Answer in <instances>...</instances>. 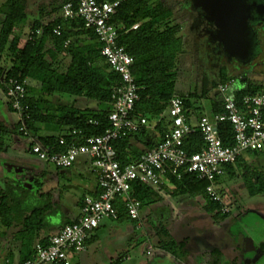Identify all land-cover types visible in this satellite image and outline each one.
<instances>
[{
    "label": "trees",
    "instance_id": "obj_1",
    "mask_svg": "<svg viewBox=\"0 0 264 264\" xmlns=\"http://www.w3.org/2000/svg\"><path fill=\"white\" fill-rule=\"evenodd\" d=\"M65 1L58 0L60 10ZM0 12L3 14L0 24V57L5 53V57L10 61V65L5 69L0 65V76L5 80L12 77L22 83L26 78H32L40 84L37 96L28 94L24 101L29 105L28 117H24L23 114L25 129L33 134L36 140L51 145L55 151L64 148L58 143V139L63 137L69 141L68 132L73 128L80 130L81 137L101 134L108 127L109 110L105 109L104 105L110 104L111 91L119 84L120 77L104 63L98 42L77 44L80 41L78 35H88L93 39L96 38L94 32L85 28L80 18L64 19L59 16L46 24L35 21L25 43L19 47L18 36L13 34V30L18 23L26 19L25 0H6L1 4ZM110 22L117 27V42L124 46L133 58L131 72L139 87L138 100L134 106L135 113L145 115L151 123L155 117L165 113L168 100L172 95L177 94L174 91V83L177 75V54L181 47V39L177 36L179 25L172 22L171 10L161 0H122L111 16ZM57 25L61 30L59 35L53 32V28ZM37 30H40V33L37 34ZM67 40L68 43L64 44ZM48 41H51V45L47 47ZM61 52L69 56V62L63 71L53 66V62ZM226 80L224 73H221L219 82ZM2 88L4 89L3 85ZM257 92H259L258 86L248 85L234 90L233 95L240 102L243 95ZM58 95L83 96L95 100L97 106L96 108L77 107L74 101L56 100ZM178 95L184 97L185 115L191 117L190 97L194 94ZM10 109L12 110L11 107ZM221 111L222 105L214 104L211 113ZM92 119L96 120L95 124L89 122ZM20 125L22 121L19 118L12 128L17 129ZM167 125L168 119L164 115L162 120L154 125L158 140L154 139V134L148 127H144L131 137L115 141L114 147L117 150L118 160L125 164L138 159L143 151L153 147L163 137V131ZM49 126H57L59 130L57 135L37 133L41 128ZM7 128L0 121V139L8 131ZM219 129L223 143L225 145L232 143V131L228 123L222 122ZM203 144L201 131L197 127H194L182 141L183 148L189 153L200 150ZM2 146L0 141V149ZM224 168L227 178H234L235 170L241 169L243 179L264 185V176L257 173L253 181L252 170L241 157L232 164H226ZM164 179L173 185L169 191L170 195L201 196L204 199V210L214 219L222 218L230 213V211L223 212L222 205L209 198L206 192L208 184L206 180L185 171L184 168H169ZM39 184L40 182L36 180L35 185L39 186ZM5 192L7 190H0V218L6 219L7 222L12 218L21 220L24 229L22 231L25 233L21 236V250H24L30 243L33 229L34 233H37L38 230L53 225L51 220H55L56 211L60 208V200L53 199L50 192L38 193L37 199L34 197L28 199L24 196L25 208H20L19 203L8 206ZM28 192L30 193L27 191L26 194ZM256 192L249 188L250 194ZM258 192H264V188ZM96 194L97 192L93 195ZM127 197L140 202V206L145 200L154 203L162 199L158 190L138 182L132 184ZM82 198L83 196L79 197L77 201L80 207ZM126 200L127 198L122 195H117L113 199V205L117 210V220L130 218L125 208ZM231 200V205L240 214L242 206L235 198ZM19 211L21 212L16 215ZM72 221L66 220L60 228ZM47 239L40 238L38 242L46 244ZM182 243L183 241H180L178 245L181 246ZM31 255L24 256L22 261Z\"/></svg>",
    "mask_w": 264,
    "mask_h": 264
},
{
    "label": "built area",
    "instance_id": "obj_2",
    "mask_svg": "<svg viewBox=\"0 0 264 264\" xmlns=\"http://www.w3.org/2000/svg\"><path fill=\"white\" fill-rule=\"evenodd\" d=\"M121 1L66 0L61 6L62 18H80L84 27L94 32L104 63L119 75L120 82L111 91L108 127L101 134L81 137L80 130L73 128L68 132L69 141L63 137L58 139L64 146L60 151L31 139L29 151L57 169H68L78 158H85L96 178L98 192L84 195L79 215L50 235L46 244L36 242L32 255L19 264H74L71 255L84 250L88 234L98 226L99 220L117 218L113 205L115 196L127 198L125 208L129 217L138 219L140 202L127 197L132 184L138 182L160 190L167 182L164 176L171 167L184 168L206 180L209 198L219 202L223 212H229L230 202L227 203L225 194L218 191L224 166L234 163L247 151L264 150V90L245 94L238 102L233 95L235 89L232 90L236 83L230 77L217 85V92L222 96L221 112L200 114L193 124L185 115L184 97L174 94L168 100L169 118L163 137L143 151L138 159L125 164L118 160L114 142L149 126L147 117L134 110L139 87L131 72L133 58L117 42V27L110 22ZM53 32L59 35L60 26H55ZM67 43L68 40L64 44ZM1 78L4 96L22 121L21 131L27 133L23 122V114L28 117L29 111V105L24 102L28 96L27 88L15 78ZM163 115L155 117L153 125L160 122ZM89 122L95 124L96 120ZM222 122H227L232 131V143L228 145L219 134ZM194 127L201 131L204 144L200 150L189 153L183 148L182 141ZM0 264L12 263L8 258L0 257Z\"/></svg>",
    "mask_w": 264,
    "mask_h": 264
},
{
    "label": "rangeland",
    "instance_id": "obj_3",
    "mask_svg": "<svg viewBox=\"0 0 264 264\" xmlns=\"http://www.w3.org/2000/svg\"><path fill=\"white\" fill-rule=\"evenodd\" d=\"M2 1L0 0V6ZM2 18L3 14L0 12V24ZM172 22L179 25L177 36L181 39V47L176 61L177 75L174 91L181 95L194 94L190 97L191 108L189 110L192 114L190 120L194 124L200 116V112H210L212 99L222 96L217 92L218 82H208L205 74L199 73L195 65L187 62L186 56L190 53L191 48L183 35L182 28L185 23L174 19ZM60 63L61 65L53 64V66L64 70L68 63V57L63 55ZM0 65L4 69L10 65L9 58L5 57V53L0 57ZM1 79L0 76V81ZM247 80L250 83L259 80L264 81V78L253 73L249 75ZM32 84L36 88L39 86L37 82L32 81ZM260 90H262L261 87H259ZM62 96L65 100L69 99V95ZM72 98L76 99L74 104L77 107L96 108V101L93 99L83 96H73ZM0 101L3 103L0 108V121L5 128L8 127V131L0 139L4 147V151L0 155V190H7L5 195L8 206L19 203L20 208H25L23 200L30 199L31 193L37 197V193L40 191H48L53 187V189L57 187V189L64 191L71 186L70 188H73L69 189L71 196H78L81 191L79 184L82 183V180L87 181L85 176L88 174V167L73 164L68 169H57L39 159L29 150L24 149L23 145L28 144V139L25 135L19 134L16 128H12L13 124L19 120L18 114L10 109L1 83ZM164 116L166 119L169 118L168 110L165 111ZM152 124L153 122L149 123V130H155L152 128ZM45 132L56 134L59 130L57 126H49L48 131L40 129L37 133L43 135ZM16 136L21 145H15L14 137ZM260 153L261 162L256 167L260 168L261 171L256 170L254 172L264 176V150ZM247 154L249 152L243 153L245 157ZM14 165L23 167V170L15 169L12 167ZM235 172L240 175L234 178H223L224 184L220 185L218 191L222 194L224 191L230 193L231 197H234L237 203L242 206L243 214L238 215L235 208L230 205L231 213L222 218L214 219L210 213L204 210V199L201 196L170 195L169 192L163 190L159 193L162 197L160 201L152 203L145 200L141 203L139 218L136 221L129 218L122 220L101 218L98 226L89 232L85 249L72 254L71 257L78 264H151L154 261L153 264H163L167 262L164 260L157 261L158 256L170 254L176 258H172L173 261L171 262H174L172 264H205L216 258L220 260L218 264H234V262L242 264L244 259L242 258L243 247L241 244L246 240V236L250 235L246 226L248 223L256 225L259 221L258 217L264 219V192H258L264 188V185L243 179L241 169H236ZM34 178L41 181L39 186L33 185ZM253 181L255 180L253 179ZM250 187L257 192L250 194ZM10 188L12 189L10 190ZM27 191L30 193L26 194ZM231 197L226 198L227 203L230 202ZM68 202L71 205L70 201ZM160 207L164 213H167L166 217L162 218L157 215ZM70 209L67 221L73 214L78 213L75 206L71 205ZM243 230L245 232H242ZM0 235L2 236V233ZM254 237L257 238L253 235ZM172 241L174 242L171 243ZM180 241H183L181 246L178 245ZM195 241L203 243L202 253L205 252L204 255L198 252L196 245L193 244ZM236 241L239 243L240 250L233 248ZM210 246L216 248L212 253L213 248ZM147 251L149 252L147 253ZM258 264H264V257Z\"/></svg>",
    "mask_w": 264,
    "mask_h": 264
},
{
    "label": "flooded vegetation",
    "instance_id": "obj_4",
    "mask_svg": "<svg viewBox=\"0 0 264 264\" xmlns=\"http://www.w3.org/2000/svg\"><path fill=\"white\" fill-rule=\"evenodd\" d=\"M162 2L170 8L172 19L185 23L183 35L191 48L187 62L208 82H219L221 73L227 72L240 84L264 67V0ZM245 239L242 264H258L264 257V240L250 235ZM237 247L233 248L240 250L239 243Z\"/></svg>",
    "mask_w": 264,
    "mask_h": 264
},
{
    "label": "crops",
    "instance_id": "obj_5",
    "mask_svg": "<svg viewBox=\"0 0 264 264\" xmlns=\"http://www.w3.org/2000/svg\"><path fill=\"white\" fill-rule=\"evenodd\" d=\"M5 1L6 0H3L1 4H3ZM58 5H59L58 0H25L26 19L23 22L18 23L16 25V27L14 28V30H13V34L18 36V46L19 47H21L25 43V41L27 39V35L30 32V30H31V26H32V24L35 21H40V23L46 24V23L51 22V21H53L54 19H56V18H58L60 16L61 10H60V7H58ZM78 38H79L80 41H78L77 44H90V43H95L96 42L95 38L92 39L88 35H84V34L78 35ZM46 45H47V47L50 46L51 45V41H48L46 43ZM63 55L68 57V62H69V56H67L65 54V52H61V54L58 55V58L53 62V64L61 65L60 62H61V59L63 58ZM58 70H60V69H58ZM60 71H63V70H60ZM225 74H226V78L227 79L232 77V76H230L227 73H225ZM255 75H258V76H261L262 78H264V67L260 68L255 73ZM32 81L33 82H37L39 84L38 81H36V80H34L32 78H26L24 80V84L28 88L29 96H31V95L32 96H37L40 86H38L36 88L35 85L32 84ZM247 81H244V82H242L240 84H235V86L232 87V90H234V89L236 90V89L241 88V87H247L248 85L252 86V87L258 86V87H261L262 90H264V81L259 80V81H254V82H250V83L247 82ZM72 97L73 96H69V99L65 100L64 96H62V95L59 96L58 95L56 100L60 99L63 102H71V101L75 102L76 99L72 98ZM214 104L220 105L221 104V98L214 97L212 99V101H211V110H210V112H208V113L200 112V114H203V113L210 114L212 112V107L214 106ZM96 106H97V103H96ZM18 119H19V116H18ZM151 126H152V128L154 127L153 124ZM41 129L44 130V131H48L49 127H45V128H41ZM17 130H18L19 134H23V135H25L27 137L28 144L26 143L25 145H23V147H24V149L29 150L31 139L35 138V136L33 134H31L30 132H28V131H27V133H24L23 131L20 132L21 125L19 126V128H17ZM150 132H152L154 134L153 135L154 139L158 140V137H157V135L155 133V130H150ZM47 134H53V133H46L45 132V134H43V135H47ZM56 135H57V133H56ZM14 138H15L14 139L15 145H17V146L21 145V142L19 141L18 137L16 136ZM3 148L4 147L2 146L1 149H0V155H2V152L4 151ZM261 151L262 150H258V151H255V152L254 151H247V152H249V154H247L246 157L244 155L241 156L243 161L246 162L247 165L252 170L253 177H251V178L254 179V180H255V175H256V173L254 171H256V170H258L259 172L261 171L260 168L256 167V165L261 162V160L259 158V156L261 154L260 153ZM73 164L79 165V166H87L88 167V170H87L88 174L85 176L87 181L84 182L82 180V183L79 184V186L81 188V191L78 193V196H73V197L71 196V194H70L71 190H69V189H73V188H70L71 186L70 187L68 186L69 188L64 189V191H62L60 189H57V187H55L56 189H53L54 187L50 188V190H48V191H46V190L40 191V193L50 192L52 194V198L53 199L54 198H58L60 200V208H59V210L56 211L57 213H56V216H55V220H51V221H53V225H51L49 227H46V228H44L42 230H38L37 233H34V229H33V232H32V235H31L32 237H31L30 243H29L27 248L25 247L24 250H21V246H22L21 236L23 234H25L24 231H22L24 229H23L21 220L12 218L11 221L7 222L6 219L2 220V218H0V233H2V236L0 235V257L8 258L9 261L12 264H19L22 261V258L24 256H26V255L29 256L30 254L33 253L34 244L36 242H38L40 238H44V237L48 238L50 235L55 233L60 228V226L68 219V213H70L69 211L71 210L70 209L71 205L75 206L77 208L78 213L73 214L70 217L69 221L74 220L79 215V213H80V204L77 203L79 197L84 196L86 194L93 195L94 193L98 192L96 178L90 172L88 161L85 158H78ZM12 167H14L15 169L17 168V170L20 169V171L23 170V167H21V166L14 165ZM237 175H240V174L236 173L235 176H237ZM258 175H260V174H258ZM225 177L227 178L226 173H224L220 177V182H221L222 185L224 184V179L223 178H225ZM36 180H38V179L37 178L33 179L32 183H33L34 186H35V181ZM39 182H41V181H39ZM1 184L3 185L2 181H1ZM172 188H173V185L171 186L170 183L166 182L164 184V186L160 190H158V192L160 193L163 190H166L167 192H169ZM224 194H225L226 198L231 197V194L228 193L227 191H224ZM33 195L34 194L31 193V196L34 197L35 199L39 198V197H36L35 195L34 196ZM231 198L233 199L234 197H231ZM68 201H70L71 205H69ZM231 201L232 200L230 199V202ZM157 209H158V207H157ZM231 211H232V209H231ZM231 211H230V213H231ZM20 212L21 211H19L16 215H18ZM162 212H163V209H161V207H160L157 215H160L162 218L166 217L167 213H164V212L162 213ZM241 214H243V208H242V212L240 214H238V215H241ZM258 220L259 221L257 222L256 225H253L254 223H248L246 227L248 228V231L250 233V237H253V235H254V236L259 237L262 240H264V238H262V237H264V219L258 217ZM1 227H3L2 230H1ZM242 232H245V231L243 230ZM88 239L86 240V243L88 242ZM86 243H85V245H86ZM193 244L196 245V248L199 250L198 252L202 253V249H204L203 243L195 241ZM237 244H238V241H236L234 243L233 247L235 246V248H238ZM210 247L213 248L212 246H210ZM210 247H208V249H211ZM149 249H151V248L149 247ZM215 249L213 248L211 253L214 252ZM148 252L149 251H147V253ZM204 253H202V254L204 255ZM219 254H220V252H219ZM166 258H168V259H166ZM172 258L176 259L174 256H172L170 254L167 255V256L166 255L165 256L162 255V256H158V260L157 261L164 260L167 263H163V264H172V263H174V262H171V261H173ZM71 259H72V262L74 264H78V262L76 260H74V258L71 257ZM169 259H170V261H167ZM154 262H152L151 264H153ZM218 263H219L218 259L216 258V259H214L211 262H206L205 264H218ZM220 264H223V263H220Z\"/></svg>",
    "mask_w": 264,
    "mask_h": 264
},
{
    "label": "water",
    "instance_id": "obj_6",
    "mask_svg": "<svg viewBox=\"0 0 264 264\" xmlns=\"http://www.w3.org/2000/svg\"><path fill=\"white\" fill-rule=\"evenodd\" d=\"M0 107H2V103H0ZM101 107H103V106L101 105ZM104 108L110 110L111 109V104H109L107 106L104 105Z\"/></svg>",
    "mask_w": 264,
    "mask_h": 264
}]
</instances>
